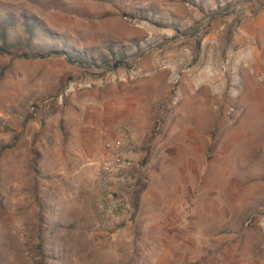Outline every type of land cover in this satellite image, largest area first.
Returning a JSON list of instances; mask_svg holds the SVG:
<instances>
[{
    "label": "rangeland",
    "instance_id": "obj_1",
    "mask_svg": "<svg viewBox=\"0 0 264 264\" xmlns=\"http://www.w3.org/2000/svg\"><path fill=\"white\" fill-rule=\"evenodd\" d=\"M0 264H264V0H0Z\"/></svg>",
    "mask_w": 264,
    "mask_h": 264
},
{
    "label": "built area",
    "instance_id": "obj_2",
    "mask_svg": "<svg viewBox=\"0 0 264 264\" xmlns=\"http://www.w3.org/2000/svg\"><path fill=\"white\" fill-rule=\"evenodd\" d=\"M134 76L135 71L132 70L128 74L121 76L120 81H126L128 78L132 79ZM133 146L132 137L127 133H124L121 137L110 140L104 145L107 154L102 157L99 163V178L103 194L102 201L106 208H115L116 205L119 204L117 201L113 202L114 198H112L108 191L109 184L111 180L122 177L125 171V158L130 154Z\"/></svg>",
    "mask_w": 264,
    "mask_h": 264
},
{
    "label": "trees",
    "instance_id": "obj_3",
    "mask_svg": "<svg viewBox=\"0 0 264 264\" xmlns=\"http://www.w3.org/2000/svg\"><path fill=\"white\" fill-rule=\"evenodd\" d=\"M20 55H26V54H20ZM31 55V54H30ZM48 55V54H47ZM28 56V55H27ZM31 57H39V58H42V57H45V55L41 54V53H37V54H34V55H31Z\"/></svg>",
    "mask_w": 264,
    "mask_h": 264
}]
</instances>
